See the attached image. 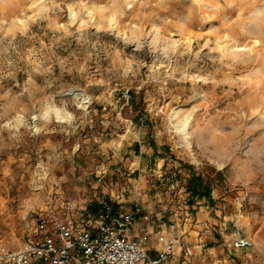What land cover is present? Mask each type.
<instances>
[{
	"label": "clouds",
	"instance_id": "obj_1",
	"mask_svg": "<svg viewBox=\"0 0 264 264\" xmlns=\"http://www.w3.org/2000/svg\"><path fill=\"white\" fill-rule=\"evenodd\" d=\"M0 264H264V0H0Z\"/></svg>",
	"mask_w": 264,
	"mask_h": 264
}]
</instances>
